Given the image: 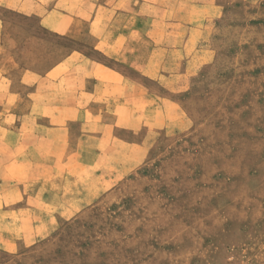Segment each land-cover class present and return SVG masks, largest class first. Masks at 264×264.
I'll list each match as a JSON object with an SVG mask.
<instances>
[{"label": "rangeland", "instance_id": "obj_1", "mask_svg": "<svg viewBox=\"0 0 264 264\" xmlns=\"http://www.w3.org/2000/svg\"><path fill=\"white\" fill-rule=\"evenodd\" d=\"M172 1L157 60L195 67L178 93L191 128L167 136L129 193L47 236L8 228L13 206L0 208V264H264V0ZM0 22L5 69L42 71L79 47L34 12L0 5Z\"/></svg>", "mask_w": 264, "mask_h": 264}, {"label": "crops", "instance_id": "obj_2", "mask_svg": "<svg viewBox=\"0 0 264 264\" xmlns=\"http://www.w3.org/2000/svg\"><path fill=\"white\" fill-rule=\"evenodd\" d=\"M173 2L0 0L79 45L42 71L0 64V208L13 206L8 228L35 240L103 199L123 197L139 170L157 162L167 136L191 128L178 93L195 67L157 60L175 34L167 28Z\"/></svg>", "mask_w": 264, "mask_h": 264}]
</instances>
